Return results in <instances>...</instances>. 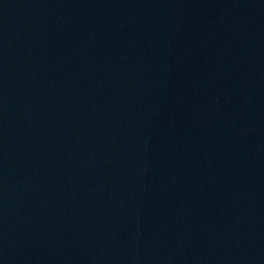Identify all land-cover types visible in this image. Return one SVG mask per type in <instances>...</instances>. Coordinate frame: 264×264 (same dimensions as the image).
<instances>
[{
    "label": "water",
    "instance_id": "95a60500",
    "mask_svg": "<svg viewBox=\"0 0 264 264\" xmlns=\"http://www.w3.org/2000/svg\"><path fill=\"white\" fill-rule=\"evenodd\" d=\"M0 264H264V0H0Z\"/></svg>",
    "mask_w": 264,
    "mask_h": 264
}]
</instances>
